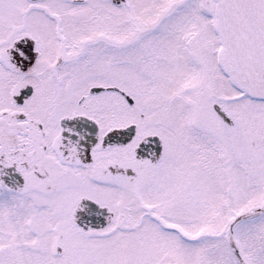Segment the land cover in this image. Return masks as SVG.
<instances>
[{
	"label": "snow or ice",
	"instance_id": "snow-or-ice-1",
	"mask_svg": "<svg viewBox=\"0 0 264 264\" xmlns=\"http://www.w3.org/2000/svg\"><path fill=\"white\" fill-rule=\"evenodd\" d=\"M0 264H264V0H0Z\"/></svg>",
	"mask_w": 264,
	"mask_h": 264
}]
</instances>
